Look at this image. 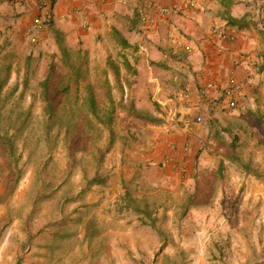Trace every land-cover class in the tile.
I'll use <instances>...</instances> for the list:
<instances>
[{"label": "rangeland", "instance_id": "1", "mask_svg": "<svg viewBox=\"0 0 264 264\" xmlns=\"http://www.w3.org/2000/svg\"><path fill=\"white\" fill-rule=\"evenodd\" d=\"M70 34L0 33L14 149L0 139V264H264V62L249 97L200 126L191 175L167 186L141 154L175 133L167 99L188 54L159 33H124L126 49Z\"/></svg>", "mask_w": 264, "mask_h": 264}, {"label": "crops", "instance_id": "2", "mask_svg": "<svg viewBox=\"0 0 264 264\" xmlns=\"http://www.w3.org/2000/svg\"><path fill=\"white\" fill-rule=\"evenodd\" d=\"M189 1L156 0L158 6H176V11L167 15L154 9L149 12L158 21V28L150 33H159L158 37L163 42L169 37L172 52L177 51L171 42L174 35L185 36L195 46L191 53L178 50L183 56L188 54L187 62H183L185 75L179 73L180 77L176 76L179 81L172 84L177 90L173 98L167 99L176 112L193 115L201 102V89L209 81L224 86L234 77L244 85L239 100L249 97L250 90L254 88L253 84H246L249 70L258 69L264 62V0H196L194 7L189 6ZM140 5L141 0H57L54 19L41 39L51 33H71L88 46L108 34L110 39H115L126 49L131 46V41L124 33H143V36L149 33L142 28L138 13ZM38 12L37 0H0V33H25ZM216 23L236 30L238 37L227 41L214 36L212 27ZM95 49L93 46L90 50L94 52ZM156 51L161 55L162 52L168 53L166 48ZM241 53L247 55V59L237 65ZM123 62L131 64L127 57ZM184 92L190 93L189 99L183 97ZM220 112L223 111L215 110L212 118ZM201 125L192 132L178 130L141 154L145 167L149 163L160 174V182L172 186L179 180L183 163L191 175L199 152ZM188 142L189 149L186 150Z\"/></svg>", "mask_w": 264, "mask_h": 264}, {"label": "built area", "instance_id": "3", "mask_svg": "<svg viewBox=\"0 0 264 264\" xmlns=\"http://www.w3.org/2000/svg\"><path fill=\"white\" fill-rule=\"evenodd\" d=\"M105 0H99L103 2ZM57 0H37L38 15L27 26L26 36L28 39L37 43L41 40L43 32L48 28L54 19V10ZM197 5L196 0H190L189 6L194 7ZM176 6H158L156 0H141V5L138 9L139 16L142 23V28L145 32L156 31L158 28V21L150 14L149 10L154 9L157 12L167 15L176 11ZM146 34V33H145ZM212 34L220 39L233 41L238 37L236 30L231 27L216 23L212 27ZM171 42L174 48L182 49L188 53L194 51L195 46L183 35H174L171 37ZM247 55L239 54L237 65L245 63ZM254 81L253 73H249L247 76L246 84L252 85ZM244 85L238 82L234 77H231L226 85H218L214 81H209L201 89V102L197 106L195 114H182L177 116V112L171 108L168 113V120L170 121L167 131H178L185 129L186 132H192L196 126L203 124L207 121L215 110L221 109L224 111H231L235 109L239 104V97L243 93ZM183 97L185 99L190 98V93L184 92ZM177 118V119H176ZM189 142L186 144V150L189 149ZM188 168L183 163L180 166V172L184 175L187 174Z\"/></svg>", "mask_w": 264, "mask_h": 264}, {"label": "trees", "instance_id": "4", "mask_svg": "<svg viewBox=\"0 0 264 264\" xmlns=\"http://www.w3.org/2000/svg\"><path fill=\"white\" fill-rule=\"evenodd\" d=\"M139 13V12H138ZM127 62H125V64H126ZM127 65V67H129L130 65L127 63L126 64ZM115 67V72H119V66H114ZM77 70V69H76ZM75 72V71H74ZM80 72H78V74H79ZM46 81H48V77L45 79ZM5 82H6V78L0 83V90L3 88V86H4V84H5ZM79 84H80V80H77V86H79ZM87 87H88V89H87V91L89 92V102L92 104V106L93 107H96V103H97V100H96V97H95V87H94V85H92L91 83H88L87 85H86ZM47 92H48V90H47ZM47 98H49V96H47ZM51 101V100H50ZM212 118V117H211ZM208 119V120H210V123L211 124H214V125H217V123L213 120V118L212 119ZM109 124V123H108ZM216 135H217V137L218 138H222L221 137V135H220V131H218L217 133H216ZM0 139L2 140V142H3V144L8 148V149H10V151L11 152H13L14 151V149H13V147H12V144H13V141L11 140V137H10V134H9V132H6L5 134H3V135H1L0 134ZM222 140V139H221ZM232 159H234V158H232ZM217 246H218V248H219V250L222 252V250L224 249L223 248V246H221L219 243L217 244Z\"/></svg>", "mask_w": 264, "mask_h": 264}]
</instances>
